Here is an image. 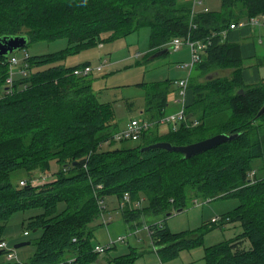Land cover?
Instances as JSON below:
<instances>
[{
	"label": "trees",
	"instance_id": "1",
	"mask_svg": "<svg viewBox=\"0 0 264 264\" xmlns=\"http://www.w3.org/2000/svg\"><path fill=\"white\" fill-rule=\"evenodd\" d=\"M219 4L217 11H200L191 18V1L0 0V37L25 36L26 46L67 40L58 52L26 54L19 71L29 75L13 79L7 94L4 84L14 56L0 57V241L12 214L41 211L23 222L27 235L40 231L32 242L34 253L24 264H58L72 256L74 264L93 260L89 225L104 213L98 201L112 195L121 201L129 198L119 207L128 225L164 220L190 201L237 200L217 223L221 227L238 223L241 233L203 248L204 264H264V115L257 117L264 103V78L256 84L244 82L240 43L222 35L233 22L264 15V0ZM190 21L194 29H189ZM143 28L149 31L148 56L169 52L167 43L187 35L209 43L191 71L201 79L191 74L188 80L186 116L191 117L176 131L165 125L163 134L162 125L156 124L134 147L102 150L118 131L113 108L98 101L93 74H72L89 63L73 67L61 63ZM262 41L258 65L264 66V36ZM171 87L168 81L147 87L143 111L147 120L167 115ZM192 118L198 123L194 127L189 125ZM222 133L237 137L187 159L162 149L141 151L157 142L185 146ZM52 161L59 165L54 180L37 184L29 178L23 186L22 179L13 182L18 172L28 176L49 172ZM211 219L209 227L179 233H170L161 223L151 225L149 237L160 261L200 246L203 236L216 228ZM241 240L248 246L240 247ZM134 255L116 264H127Z\"/></svg>",
	"mask_w": 264,
	"mask_h": 264
},
{
	"label": "rangeland",
	"instance_id": "2",
	"mask_svg": "<svg viewBox=\"0 0 264 264\" xmlns=\"http://www.w3.org/2000/svg\"><path fill=\"white\" fill-rule=\"evenodd\" d=\"M190 1L192 2L193 8V0H178V2H185L188 4ZM219 5V0H204L202 6L195 7V11L200 12L202 11L200 9L205 7H207L208 11H217ZM260 16L264 17V15H259L258 17ZM190 17L192 18L191 14ZM189 23H191V21ZM148 36V29L143 28L125 38L117 39L111 43H103L101 46L98 45L83 50L78 54L68 56L61 63L66 67H73L84 63L96 65L98 63H103V60L109 62V65L105 67L101 73L93 75L92 89L99 102L109 103L112 106L118 131L124 129L125 125L131 119H137L139 121L146 119V115L143 112L146 108L145 93L147 87L151 84L165 81L170 83L172 91L168 97L169 104L166 109L168 110L171 108L175 112L173 109V99L177 97L175 81L186 77L188 73L187 69L184 70L178 67L180 64L188 63L190 60L189 48L186 45H181L176 51L170 50L166 54L152 57L147 55L149 50ZM262 40L263 37L261 38V42H259L261 44L257 43L256 40L253 42L252 38H248L247 41H244L253 44L257 55L256 58L244 60V71L247 73L244 78L245 80H254L255 84L264 78V66L258 65L263 56ZM66 46V39H59L52 42L38 41L14 51L11 55L17 59L18 63L12 69V79H17L19 77L24 78L29 75L28 72L24 75V73L19 71L25 54L29 57L41 56L58 52L63 50ZM165 46L169 48L168 43ZM137 54L139 57H134ZM227 73V71L223 73L219 72V75ZM191 74L197 77V79H201L198 72L193 70L190 75ZM6 81L4 85H6ZM166 109L165 111H167ZM193 119L194 118L190 119V121H193ZM160 129V133H165L163 131L165 126L162 125ZM111 141L103 144L101 149L113 150L134 147L137 144L136 142L129 141L114 142L112 144L110 143ZM58 170L59 165L55 161H52L50 163L49 172L39 174L37 171L32 173L31 176L26 175L23 171L18 172L14 175L13 182L19 179L27 181L30 178L33 183L43 184L54 180ZM258 174H262L261 170H258ZM103 201L105 206L103 213V217L106 220L105 224H103L102 218L99 217L89 225V229L92 233L90 239L92 247L95 245L105 246L118 237L123 238L124 241L123 243H117L111 246L110 249L104 253L96 254L95 258L91 261L79 262L76 264H116L114 259L120 262V260H126L132 257L128 255L134 254H136V257L127 264H198V262H203V248L235 238L242 231L238 223L227 224L224 227L216 223V228L208 231L203 236L200 246L192 250H184L174 259L160 262L155 253L156 247L152 245L147 232L148 227L153 224L158 225V223H161L170 233L190 231L202 225L209 227L211 226L209 223L211 218L220 216L231 210L237 205V200L223 199L205 202L198 200L197 203L190 201L188 207L181 212H173L172 215L166 217L164 220L152 218L143 220L139 225H128L124 223L121 209L119 208L121 200L117 196H107ZM146 204L147 202L142 199V206L145 207ZM58 208L62 210V204L59 205ZM40 212L41 211L37 209L16 212L12 214L4 224L3 240L7 242L9 249L14 252L16 258L20 262H27L30 259L35 250L32 242L40 235L39 230L36 232L29 231L27 236L24 235L25 227L23 222ZM26 241H30L31 244L19 249L13 248L15 244ZM239 242L240 247L248 246L245 240ZM126 255L127 257L123 258V256ZM0 262L7 263L4 255L0 257Z\"/></svg>",
	"mask_w": 264,
	"mask_h": 264
},
{
	"label": "built area",
	"instance_id": "3",
	"mask_svg": "<svg viewBox=\"0 0 264 264\" xmlns=\"http://www.w3.org/2000/svg\"><path fill=\"white\" fill-rule=\"evenodd\" d=\"M202 6V1L201 0H193V8L191 9V16L193 17L197 12L195 11V7H199ZM202 10V12H208V9L202 8L200 9ZM195 25L191 22L189 25V29H194ZM243 28H249L252 32H255L256 30H262L264 32V17L263 16H256V17H251V18H247V19H242L240 21H238L237 23L233 22L229 25L228 30L223 31L222 35L224 37H227L228 33L237 29H243ZM258 42H261V38H258ZM186 45L189 48V52H190V60L188 63H182L180 64L178 67L184 70H188V73L186 75V77L179 79L178 81H175V87L177 88V99L175 100V102L179 105V108L176 112L172 113V114H167L165 116H163L162 118H160L157 121H150V120H137V119H131L126 125L125 128L117 131L113 134L111 140L113 142H123V141H130V142H137L140 138V136L149 131L150 129H152L156 124L159 125H168L171 127L172 131H176L177 127L179 124L181 123H185L188 119L186 116V96L188 93V80H189V76L190 73L193 69V67L200 61L201 59V55L204 52V50L207 48L208 46V42H203V41H193L190 39V36L187 35L186 38H174L172 39L168 45H169V51L173 50L176 51L181 45ZM27 55L25 54L24 57H26ZM134 57H139L138 54L135 55ZM17 59L15 57H11L9 60V64H10V76L6 81V91L5 93H10L11 92V86H12V69L13 67L17 64ZM108 64L106 62L103 63H98L96 65H90V64H86L83 65L82 67H78L75 68L72 71V74L75 76H79V75H88V74H98L101 73L102 70L107 67ZM20 72L24 73L23 70H21ZM198 123L197 121H192L191 125L192 127L196 126ZM108 142H105L104 144H106ZM253 172L250 173V176H252ZM26 182L24 180H20L19 181V185L23 186L25 185ZM129 201V198L127 196H124L122 201L119 204V207H122L125 203H127ZM99 207L100 209H105L104 206V201L103 200H99L98 201ZM100 217L102 218L103 224H105V219L103 217V213L100 214ZM212 222H219L220 218L218 216L213 217L211 219ZM147 232L149 234V236L153 233V230L148 227L147 228ZM24 235H27L26 232H24ZM72 241L74 242L75 239H72ZM124 239L121 237H118L117 239L109 242L107 245L105 246H101V245H95L92 248V252L93 253H104L107 250L110 249L111 246L117 244V243H123ZM0 252H3L4 256H5V260L7 263L10 264H24V262H20L14 252L9 249L7 242L5 240H1L0 241ZM76 261V257L72 256L70 258H67L65 261L59 262L58 264H74Z\"/></svg>",
	"mask_w": 264,
	"mask_h": 264
},
{
	"label": "water",
	"instance_id": "4",
	"mask_svg": "<svg viewBox=\"0 0 264 264\" xmlns=\"http://www.w3.org/2000/svg\"><path fill=\"white\" fill-rule=\"evenodd\" d=\"M28 41L25 36H2L0 37V57H8L11 55L14 51L24 48L27 45ZM167 52V49L161 50L157 53H155L152 57H157L160 55H163ZM216 75V74H214ZM212 76L208 77V79H211ZM264 115V103L262 107L260 108L259 112L257 113V117H260ZM191 115L187 116V119H189ZM235 137H237V134L234 135H228V134H217L215 136L185 145V146H173L170 143L166 142H157L154 144H151L149 146H145L141 149V151H146L149 149H162L166 150L168 152H176L183 155L184 158H191L193 156L199 155L201 153H204L212 148H214L217 145H220L222 143L228 142L230 140H233ZM181 212L180 210L177 211ZM171 214H168L167 217H169ZM30 241L26 242H20L14 245V249H19L21 247H24L26 245H30Z\"/></svg>",
	"mask_w": 264,
	"mask_h": 264
},
{
	"label": "crops",
	"instance_id": "5",
	"mask_svg": "<svg viewBox=\"0 0 264 264\" xmlns=\"http://www.w3.org/2000/svg\"><path fill=\"white\" fill-rule=\"evenodd\" d=\"M207 1H210V0H207ZM263 36H264V32L262 30H256L255 32H252L249 28H243V29H237V30H234V31L229 32L228 35H227V39L230 42H238V43H240V46H241V55L244 58V60H248V58L249 59L256 58L257 55L255 53V49H254L253 44L252 43H247V42H244V41H247L248 38H252L253 39V42H254V40H256L257 43H259L258 42V38H262ZM259 44H261V43H259ZM99 46H101V45H99ZM103 62H106L109 65V62H107L106 60H103ZM246 74L247 73L245 71H243L242 75H243V79L246 82V84H255L254 83L255 82L254 80H251V79L250 80H245L244 77L246 76ZM176 99H177V97H174V99H173V103H174L173 109L175 110V112L179 108V105L175 102ZM165 112L167 114L174 113V111L171 108H169ZM163 126H165V125H163ZM114 260H115V262H117L116 259H114ZM159 261H160V259H159ZM202 261H203V259H202ZM198 264H204V261L203 262H198Z\"/></svg>",
	"mask_w": 264,
	"mask_h": 264
}]
</instances>
